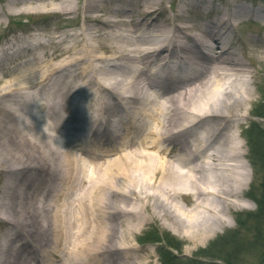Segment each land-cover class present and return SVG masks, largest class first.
Returning a JSON list of instances; mask_svg holds the SVG:
<instances>
[{"label":"bare ground","instance_id":"bare-ground-1","mask_svg":"<svg viewBox=\"0 0 264 264\" xmlns=\"http://www.w3.org/2000/svg\"><path fill=\"white\" fill-rule=\"evenodd\" d=\"M30 1L84 23L0 53L29 63L5 71L0 59V264H152L149 248L123 246L151 223L190 239L226 229L252 181L240 135L263 90L264 36L240 32L264 12ZM37 48L46 60L30 63Z\"/></svg>","mask_w":264,"mask_h":264},{"label":"rangeland","instance_id":"rangeland-1","mask_svg":"<svg viewBox=\"0 0 264 264\" xmlns=\"http://www.w3.org/2000/svg\"><path fill=\"white\" fill-rule=\"evenodd\" d=\"M210 1L221 4L228 2V0ZM237 2L242 4L250 3L253 6L257 5L262 8L261 10H264V0H237ZM36 3L30 0H0V53L4 50H8V53H13L19 47L26 44V41H28L27 44L32 43L34 46L38 41L54 44L55 41H60L62 38L67 39L69 33L80 31V26L84 23L83 15L69 17L63 12L50 8H38ZM166 5L171 9L173 2L167 0ZM253 17L252 19H254ZM240 33L251 39H255L256 37L261 38L264 36L263 23H243ZM36 35L39 38L33 39ZM27 44L25 46L28 47ZM65 44L67 45L69 43L65 42ZM243 46L244 44L240 43L241 55L244 52ZM78 48L82 49V46L79 44ZM48 50L52 52L54 48L50 47ZM247 51H249V55L253 54V50L248 49ZM45 53L46 50L43 51L37 48L30 54V58L36 55L38 59H33L30 63H34L35 61L44 62ZM14 55L2 53L0 56L2 64L6 66L5 71L11 68L9 66H12V70L14 69V71L20 72L22 70L19 68L29 65L25 60H23V63H18L13 60L12 56ZM246 61L249 62L247 58ZM252 69L254 70L256 68ZM258 78L261 80L260 84L263 85L264 89V73L259 72ZM251 106L249 107L251 109V116L246 118L247 123L245 124L246 128L250 125L248 126L250 128L247 135L251 132V138L246 139L244 135H240V139L245 144L247 156L244 158V162L252 173V181L247 187V195L243 198V206L227 216V228L215 233L197 232L198 237L196 239H190L185 236L188 232H183V235L178 234L170 227H167L164 221L163 224L151 223L145 231L138 232L133 237L130 236L128 242H123V246L131 245L135 247V249L129 251L133 256L146 254L145 251L149 248L154 254L152 256L153 258H151L152 264H163L164 252L168 250L181 257L184 264H195L194 262H199L200 264H227L212 256L214 254L218 255L219 252L225 253L224 255L228 258H233L239 264H260L264 261V222L250 215L256 213L259 209L256 198L261 192L263 178V170L260 164L257 163L261 162V158L258 160V156H256L253 150L261 153L264 148V118L255 115H264V91L258 95L255 105ZM252 121L254 124L251 125ZM253 130L255 131L252 134ZM241 132L242 128H239L237 133L241 134ZM257 132L263 134V139H257ZM249 139L257 140L255 149L248 143ZM1 181L2 175L0 174V185ZM169 242L181 245V249L177 250L169 247ZM66 246L67 244H65ZM207 247L209 249L212 248L210 250L211 252H208L210 256L203 255V250Z\"/></svg>","mask_w":264,"mask_h":264},{"label":"trees","instance_id":"trees-1","mask_svg":"<svg viewBox=\"0 0 264 264\" xmlns=\"http://www.w3.org/2000/svg\"><path fill=\"white\" fill-rule=\"evenodd\" d=\"M259 116H264V115L259 114ZM255 130H253L252 134L254 133ZM250 135H251V132L248 135L249 138H251ZM256 137H257V139H263V134L260 133V132H257V136ZM256 141L257 140L249 139V143L251 144V147L254 148V149H255ZM262 151L263 152H261V153H257L256 150L255 151L253 150V152L256 153V156H258V160L261 158V162H257V163L260 164V166H261V168L263 170V178H262L261 192H260L259 196H257V198H256L259 209H258V211L256 213H252L250 215L252 217L255 216L256 219H258V220L260 219L262 222H264V158H263L264 148L262 149ZM169 246L171 248H175L177 250L181 249V245L175 244L174 242H169ZM211 249L212 248L209 249L208 247L205 248L203 250V255L210 256V254L208 252H211L210 251ZM224 254L225 253H223V252H221V253L219 252L218 255L214 254L212 256L215 257L218 260H222V261L226 262L227 264H239L233 258H228ZM163 259H164L163 260L164 261L163 264H184L183 263V259H181V257H179L178 255H176L175 253H173V252H171L169 250L164 252ZM194 263L195 264H200L199 262H194ZM260 264H264V261L261 262Z\"/></svg>","mask_w":264,"mask_h":264}]
</instances>
